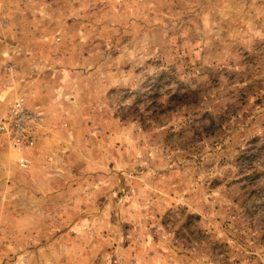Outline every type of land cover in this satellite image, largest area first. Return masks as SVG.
<instances>
[{"label":"rangeland","instance_id":"rangeland-1","mask_svg":"<svg viewBox=\"0 0 264 264\" xmlns=\"http://www.w3.org/2000/svg\"><path fill=\"white\" fill-rule=\"evenodd\" d=\"M20 96L47 128L28 170L0 142V264H264V0H0Z\"/></svg>","mask_w":264,"mask_h":264},{"label":"built area","instance_id":"built-area-1","mask_svg":"<svg viewBox=\"0 0 264 264\" xmlns=\"http://www.w3.org/2000/svg\"><path fill=\"white\" fill-rule=\"evenodd\" d=\"M46 128V117L28 104L26 96L18 97L0 116V142L18 152L19 168H31L32 151L42 142Z\"/></svg>","mask_w":264,"mask_h":264},{"label":"trees","instance_id":"trees-1","mask_svg":"<svg viewBox=\"0 0 264 264\" xmlns=\"http://www.w3.org/2000/svg\"><path fill=\"white\" fill-rule=\"evenodd\" d=\"M175 95H176V96H180V97H181L180 93H177V94H175ZM176 96H175V97H176Z\"/></svg>","mask_w":264,"mask_h":264}]
</instances>
